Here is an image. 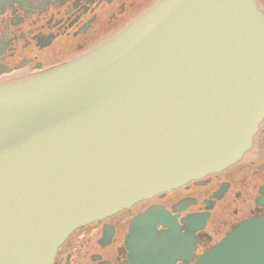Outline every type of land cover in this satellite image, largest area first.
I'll return each instance as SVG.
<instances>
[{
    "label": "water",
    "instance_id": "95a60500",
    "mask_svg": "<svg viewBox=\"0 0 264 264\" xmlns=\"http://www.w3.org/2000/svg\"><path fill=\"white\" fill-rule=\"evenodd\" d=\"M263 118L255 0H160L67 64L0 85V264H52L77 227L225 169ZM186 245L154 205L119 264H172ZM195 264H264V215Z\"/></svg>",
    "mask_w": 264,
    "mask_h": 264
},
{
    "label": "flooded vegetation",
    "instance_id": "af4514ba",
    "mask_svg": "<svg viewBox=\"0 0 264 264\" xmlns=\"http://www.w3.org/2000/svg\"><path fill=\"white\" fill-rule=\"evenodd\" d=\"M158 1L0 0V85L67 64L111 39ZM154 205L175 220L190 248L173 257L172 264H195L239 222L264 215V119L238 161L79 226L58 247L52 264L125 261V238L132 218ZM196 219H203L201 227ZM156 229L167 230L161 225Z\"/></svg>",
    "mask_w": 264,
    "mask_h": 264
},
{
    "label": "rangeland",
    "instance_id": "374dc122",
    "mask_svg": "<svg viewBox=\"0 0 264 264\" xmlns=\"http://www.w3.org/2000/svg\"><path fill=\"white\" fill-rule=\"evenodd\" d=\"M263 3L260 5V7L264 10V0H262Z\"/></svg>",
    "mask_w": 264,
    "mask_h": 264
},
{
    "label": "crops",
    "instance_id": "0c3cea01",
    "mask_svg": "<svg viewBox=\"0 0 264 264\" xmlns=\"http://www.w3.org/2000/svg\"><path fill=\"white\" fill-rule=\"evenodd\" d=\"M259 3V6L263 3V1L262 0H257Z\"/></svg>",
    "mask_w": 264,
    "mask_h": 264
},
{
    "label": "bare ground",
    "instance_id": "6f19581e",
    "mask_svg": "<svg viewBox=\"0 0 264 264\" xmlns=\"http://www.w3.org/2000/svg\"><path fill=\"white\" fill-rule=\"evenodd\" d=\"M257 3H259V2L257 1Z\"/></svg>",
    "mask_w": 264,
    "mask_h": 264
}]
</instances>
